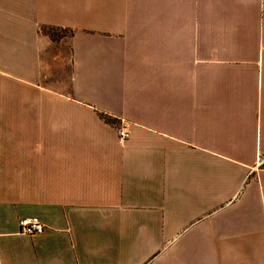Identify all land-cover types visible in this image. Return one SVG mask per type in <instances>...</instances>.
Returning a JSON list of instances; mask_svg holds the SVG:
<instances>
[{"label":"crops","instance_id":"obj_1","mask_svg":"<svg viewBox=\"0 0 264 264\" xmlns=\"http://www.w3.org/2000/svg\"><path fill=\"white\" fill-rule=\"evenodd\" d=\"M0 264H264V0H0Z\"/></svg>","mask_w":264,"mask_h":264},{"label":"built area","instance_id":"obj_2","mask_svg":"<svg viewBox=\"0 0 264 264\" xmlns=\"http://www.w3.org/2000/svg\"><path fill=\"white\" fill-rule=\"evenodd\" d=\"M117 132L121 140H125L129 136L128 131L124 127L118 128ZM18 226L20 233L28 236L41 234L45 230L44 225L35 217L20 220Z\"/></svg>","mask_w":264,"mask_h":264},{"label":"rangeland","instance_id":"obj_3","mask_svg":"<svg viewBox=\"0 0 264 264\" xmlns=\"http://www.w3.org/2000/svg\"><path fill=\"white\" fill-rule=\"evenodd\" d=\"M46 32L53 38V39H59L60 37L68 35V32L65 30H59V29H48Z\"/></svg>","mask_w":264,"mask_h":264},{"label":"trees","instance_id":"obj_4","mask_svg":"<svg viewBox=\"0 0 264 264\" xmlns=\"http://www.w3.org/2000/svg\"><path fill=\"white\" fill-rule=\"evenodd\" d=\"M106 121L109 122V123H113V120L111 119H108L107 117H105Z\"/></svg>","mask_w":264,"mask_h":264}]
</instances>
